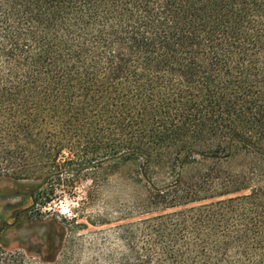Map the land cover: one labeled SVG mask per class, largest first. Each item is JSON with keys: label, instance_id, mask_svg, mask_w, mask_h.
Returning <instances> with one entry per match:
<instances>
[{"label": "trees", "instance_id": "trees-1", "mask_svg": "<svg viewBox=\"0 0 264 264\" xmlns=\"http://www.w3.org/2000/svg\"><path fill=\"white\" fill-rule=\"evenodd\" d=\"M242 150L264 159V0H0V180L45 207L64 173L140 160L146 192L87 245L50 217L7 251L15 211L0 264H264V165L185 172Z\"/></svg>", "mask_w": 264, "mask_h": 264}, {"label": "rangeland", "instance_id": "rangeland-1", "mask_svg": "<svg viewBox=\"0 0 264 264\" xmlns=\"http://www.w3.org/2000/svg\"><path fill=\"white\" fill-rule=\"evenodd\" d=\"M191 159V162L187 164L189 166L185 168L188 174L195 173V170L199 167L203 168V165L208 169L215 168L214 165H221L224 170L232 174L248 173L250 169L257 170L264 165L263 158L247 150L234 151L232 155L222 159H201L196 154L192 155ZM139 165H142V161L132 160L102 165L94 172L85 170L75 181L73 188L68 180H63L70 178L64 173L61 186L56 188L53 200L45 207H32V200L24 191L17 190L14 181L0 180V223H13L12 214L15 211H24L22 215L25 216L18 225L6 232V250H22L40 243L41 241L36 237H44L51 229L48 224L41 221L50 217L66 219L76 217L82 227L73 232L76 237L83 236L86 245L95 239L98 232L101 234L100 237H104L110 229L124 223L126 210L133 208L137 202H142L146 197L144 181H140V177L137 176ZM85 175L88 176L85 177ZM91 178L98 184L96 190ZM166 178L167 176L161 173L156 182L163 183L167 181ZM250 178L251 185L264 182L263 177ZM18 182L22 185L35 183L34 181ZM52 182L56 183V181ZM46 185L44 184L46 188L50 187L49 184ZM64 225L70 226L66 223ZM68 236L71 235L68 233ZM53 242L56 247L67 244L56 237Z\"/></svg>", "mask_w": 264, "mask_h": 264}]
</instances>
